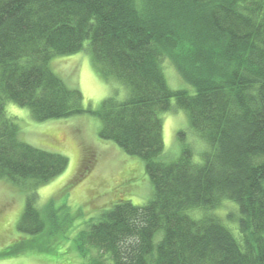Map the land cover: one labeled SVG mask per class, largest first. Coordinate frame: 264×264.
Segmentation results:
<instances>
[{"label": "trees", "instance_id": "16d2710c", "mask_svg": "<svg viewBox=\"0 0 264 264\" xmlns=\"http://www.w3.org/2000/svg\"><path fill=\"white\" fill-rule=\"evenodd\" d=\"M82 51L116 87L98 110L51 69ZM163 64L194 92L172 90ZM8 103L37 123L94 116L101 140L144 163L151 199L122 197L88 222L84 264H264V0H0V181L26 189L18 231L54 236L37 190L69 159L23 142ZM176 109L206 145L200 162L193 145L165 152L162 116ZM224 202L238 213L221 217Z\"/></svg>", "mask_w": 264, "mask_h": 264}, {"label": "rangeland", "instance_id": "374dc122", "mask_svg": "<svg viewBox=\"0 0 264 264\" xmlns=\"http://www.w3.org/2000/svg\"><path fill=\"white\" fill-rule=\"evenodd\" d=\"M51 69L68 87L82 93L84 109L98 110L102 102L114 95L116 87L99 76L86 51L56 58ZM163 70L172 90L194 92L179 79L173 66L163 64ZM172 107L176 108L174 100ZM6 113L17 120L23 142L67 157L69 167L52 183L37 190L38 209L48 212L52 202L63 228L54 236L48 233L50 227L42 236L18 231L25 210L26 189L0 181V255L11 253L0 257V264H84L85 260L76 251V238L88 222L97 221L122 197L120 202L129 201L135 206H144L151 199L152 186L143 161L101 140L100 121L89 114L37 123L27 109L11 103L6 105ZM162 121L169 158L177 159L183 147L193 145L198 149L194 161L200 162L206 145L194 135L185 112L171 110L163 114ZM223 204L219 215L224 219L233 211L238 213L233 203Z\"/></svg>", "mask_w": 264, "mask_h": 264}]
</instances>
